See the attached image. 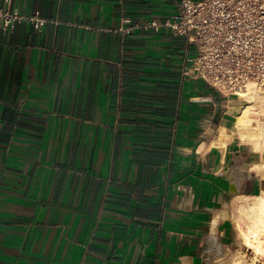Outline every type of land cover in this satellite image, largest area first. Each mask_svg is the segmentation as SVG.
Listing matches in <instances>:
<instances>
[{"label": "crops", "instance_id": "0c3cea01", "mask_svg": "<svg viewBox=\"0 0 264 264\" xmlns=\"http://www.w3.org/2000/svg\"><path fill=\"white\" fill-rule=\"evenodd\" d=\"M4 1V0H3ZM179 0H11L0 264H218L264 180L232 99L163 23Z\"/></svg>", "mask_w": 264, "mask_h": 264}, {"label": "built area", "instance_id": "2783aa9c", "mask_svg": "<svg viewBox=\"0 0 264 264\" xmlns=\"http://www.w3.org/2000/svg\"><path fill=\"white\" fill-rule=\"evenodd\" d=\"M0 0L3 30H12L25 16ZM195 47L193 72L224 96H239L248 87H264V0H179L176 14L163 23Z\"/></svg>", "mask_w": 264, "mask_h": 264}, {"label": "bare ground", "instance_id": "6f19581e", "mask_svg": "<svg viewBox=\"0 0 264 264\" xmlns=\"http://www.w3.org/2000/svg\"><path fill=\"white\" fill-rule=\"evenodd\" d=\"M261 91L258 96L252 91ZM240 100L232 99L237 107L235 134L243 139L254 142L256 145L264 138V131L255 129V116L258 107L264 111V87H248L243 91ZM258 146V145H257ZM259 171L264 168V159L254 164ZM239 215L237 226L240 231L242 243L254 249L255 256L250 259L243 252L226 255L218 264H257L260 255H264V183L262 191L254 196L240 195L234 201ZM244 219V222L242 220ZM228 253V252H226Z\"/></svg>", "mask_w": 264, "mask_h": 264}, {"label": "rangeland", "instance_id": "374dc122", "mask_svg": "<svg viewBox=\"0 0 264 264\" xmlns=\"http://www.w3.org/2000/svg\"><path fill=\"white\" fill-rule=\"evenodd\" d=\"M255 95L258 96V94L261 92V91H252ZM227 98H230V99H234V100H240L241 98H243L242 96H228ZM254 116L256 117L255 120H254V124H255V129L257 131H264V111L261 112V109L258 107V112L254 114ZM251 142V141H250ZM251 144L253 145L254 149L258 150L260 152V161L264 159V138L261 139V142L259 144H255L254 142H251ZM260 173L262 175V178L264 180V168L260 170ZM235 209H236V214H235V220H236V224L237 222L239 221L238 218H239V215H237L238 213V210H237V207L235 206ZM242 222H244V219L242 220ZM238 228V226H237ZM243 252L246 257L248 259L251 260L252 257L255 256L254 254V249L253 248H250L249 246H246L242 243V240H241V235H240V231H239V228H238V235H237V239L234 243V245L231 247V249L227 250L226 252L228 253H224L222 256L218 257L217 258V261H222V259H224V257H227L226 255H232L236 252ZM257 264H264V255H260L259 257V260L257 261Z\"/></svg>", "mask_w": 264, "mask_h": 264}]
</instances>
